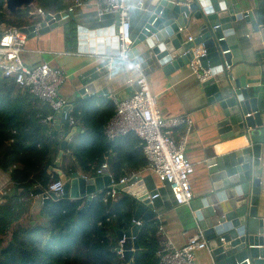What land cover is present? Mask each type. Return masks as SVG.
Wrapping results in <instances>:
<instances>
[{"label":"crops","instance_id":"obj_1","mask_svg":"<svg viewBox=\"0 0 264 264\" xmlns=\"http://www.w3.org/2000/svg\"><path fill=\"white\" fill-rule=\"evenodd\" d=\"M127 1L131 4L141 1L146 9L133 8L129 13L131 36L135 39L141 30H143L149 15L148 11L152 10V6L157 0ZM182 1L176 0V2ZM225 1L228 5V14L230 16L243 13L249 14L251 12L254 17L256 28L253 27L250 20L240 18L234 22L231 21L228 25H224L222 36L226 49L229 50L228 55L231 63L228 69L229 74L233 79H243L247 88L254 92L264 128V23H258L257 21V13H261V16L264 17V10H259L262 1ZM68 3L71 5L70 0H68ZM94 11L92 5L76 8L73 13L75 28L76 26L87 29L108 28L114 24L115 15L108 16L98 23L95 19ZM5 12L10 15L6 10ZM71 23H65L43 35H37L30 39L27 38L24 51L21 54L22 61L27 66L47 63L52 67L61 69L66 75V81L59 88L58 93L62 98L67 100L70 106L68 113L75 121L74 125L69 126V128L75 127L78 128V131H75L74 136L69 140L60 161H56L62 140L58 132L53 129L52 124L45 125L48 129V132L45 133V141L47 145L51 144L50 148L53 152L51 155L52 165L49 167L48 173L58 174L59 180L65 184L67 178L64 176L63 170L66 168L73 167L75 169L73 173L77 174L78 177L96 178L98 177L95 175L97 168L102 163H107L111 175L123 173L122 176L124 177L122 178L135 176L136 180L142 182L147 190L158 187L161 198L153 203L156 216L152 220L157 221L158 228L162 226L165 237L172 246L181 248L186 244L188 238L198 230L193 213L190 207L185 205L177 206L173 203L167 188L149 170L148 166L141 169L132 166L139 159L146 160L139 141L135 136L131 135L114 141L106 139L107 143L111 144V147L107 148L102 161L88 165L91 171L94 172V176L92 177L84 176L80 165L74 160L73 153L82 144L81 136L88 130L79 116L81 115L82 103L86 98L79 99L78 90L85 86L92 87V93L87 98L94 97L96 100V104L92 108V114L94 115L95 110L97 108L100 109L108 101H111L113 104V99H126L132 94V88L127 85L126 80L129 77H133L134 73L121 62L109 60L105 55L98 56L90 54L87 50H77L76 36L74 39H71L66 28V25ZM194 24H199V22L192 19L191 24L181 31L184 40H187L188 37L193 39L196 37L198 31ZM136 50L138 56L134 58V61L139 64L146 76L150 92L156 99V105L161 116L163 118L185 116L192 121L185 157L194 168L189 180L193 200H195L202 197L210 188L206 166L207 160L214 155L224 154L230 148L247 146L246 140L244 137L234 141L225 142L221 140L219 131L215 126L216 119L213 116L212 108L206 104V98L202 92L200 83L190 71L189 66L167 75L154 57L147 52V47L144 43L136 46ZM72 114H77L79 117L73 118ZM53 115L50 107L45 104V117H52ZM102 117L104 118V114L101 118H98L100 123L103 121ZM53 120H60V115H55ZM183 132L184 126L174 130V140L178 141ZM53 141L57 143V146L52 144ZM260 164L262 174L259 179L258 216L264 218V145L261 148ZM5 191H10L9 177L7 173L0 171V195ZM109 191L110 188L92 195L88 204L87 198L77 200H83L84 206L87 208L94 199L106 202ZM124 198L131 204L130 209L124 213L125 217L132 224L136 206V203H133L132 197L116 191V196L111 199L117 202L124 200ZM19 200L32 202L29 212L26 214L29 219L32 217L35 220L42 207H44L41 199L32 196L29 191H19L16 201ZM144 222L142 221L141 224ZM130 227L112 228L108 234L109 242L118 245L119 241L116 232L128 231ZM194 258L196 264H215L209 253L205 250L197 251Z\"/></svg>","mask_w":264,"mask_h":264},{"label":"water","instance_id":"obj_2","mask_svg":"<svg viewBox=\"0 0 264 264\" xmlns=\"http://www.w3.org/2000/svg\"><path fill=\"white\" fill-rule=\"evenodd\" d=\"M34 1L5 0L4 9L13 16L32 6ZM148 12L143 30L133 39L130 57L136 58V46L144 43L147 52L168 75L188 67L191 51L202 46L205 56L200 59L201 65L210 69L212 78L199 83L206 104L212 108L221 140L234 141L241 137L246 140L247 146L230 148L224 154L214 155L207 160L210 188L202 197L190 203L197 227L208 242L210 256L215 264H243L247 257L252 264H264V218L258 216L259 179L262 174L260 158L264 145L261 113L254 92L247 88L243 79H233L229 74L226 68H230L231 64L229 55H222L227 50L226 45L224 40L218 41L223 38L224 25L236 19H248L256 28L254 17L251 13L230 16L225 0H190L187 5L177 3L176 0H157ZM192 19L199 22L194 24L198 32L194 39L184 40L179 29L188 27ZM74 21L73 13L63 11L55 14L54 20L47 15L38 24L36 33H31L33 26L21 28V31L30 39ZM118 24L119 19L115 15L114 24L108 28L87 29L76 26L77 50H87L98 56L116 55ZM91 93L92 87L85 86L78 90L79 99L87 98ZM69 108L68 105L63 111ZM50 124L62 140L56 157V161H60L78 128H69L68 114L65 119L60 117V120H53ZM110 186L109 176L82 178L73 173L66 179L60 198L52 192L45 193L39 189L24 191L39 197L43 206L58 199L69 198H87L88 204L92 195ZM115 189L131 196L136 203L130 229L116 232L118 241L123 240L122 258L129 263L132 253L138 250L137 242L132 238H135L140 227L134 222L154 219L155 206L147 197V188L136 179L119 184Z\"/></svg>","mask_w":264,"mask_h":264},{"label":"trees","instance_id":"obj_3","mask_svg":"<svg viewBox=\"0 0 264 264\" xmlns=\"http://www.w3.org/2000/svg\"><path fill=\"white\" fill-rule=\"evenodd\" d=\"M261 1L259 10H264V0ZM4 5L5 0H0V26L21 29L38 22L31 6L10 16ZM33 6L46 13H61L70 4L68 0H35ZM257 21L264 23L261 13H257ZM66 28L74 39V23ZM95 104L94 97L82 103L79 116L88 130L73 153L74 160L88 177L94 176L88 165L101 162L107 148L111 147L103 135V127L113 115L114 106L108 101L93 115ZM103 114L100 123L98 118ZM43 118H46L45 104L0 73V171L7 173L10 182V191L0 195V264H126L116 253L118 245L110 243L108 236L114 227L131 226L124 213L131 207L126 198L117 202L110 197L106 202L94 199L87 208L83 200L58 199L42 207L33 225L26 216L32 202L16 201L19 191L31 188L46 191L60 178L58 174L48 173L53 152L51 144L45 141L48 129L40 122ZM52 144L57 146L54 141ZM132 166L141 169L147 167L148 162L139 159ZM74 171L73 167H68L63 173L69 178ZM122 175L115 173L112 178L118 182ZM157 230L156 220L142 224L135 236L138 250L132 253V264H158Z\"/></svg>","mask_w":264,"mask_h":264},{"label":"built area","instance_id":"obj_4","mask_svg":"<svg viewBox=\"0 0 264 264\" xmlns=\"http://www.w3.org/2000/svg\"><path fill=\"white\" fill-rule=\"evenodd\" d=\"M71 5L66 11L74 13L76 8H82L87 5L94 7L95 19L98 23L106 17L117 15L119 24L116 34V55H105L109 60L121 62L124 66L133 71L134 76L129 77L126 82L132 88V94L126 99H113L114 113L106 122L103 128L105 139L114 141L127 136H135L142 148L145 159L148 162L149 170L165 186L175 205H185L190 207L193 200V194L190 187V176L193 174V165L185 157L188 144V136L191 132L192 121L185 117L163 118L156 105V99L151 94L146 76L139 64L130 57L133 47V38L131 36V23L129 13L131 9L137 8L146 10L143 2L137 1L135 4L127 0H70ZM190 0L177 2L187 5ZM32 7V15L38 22L33 26L31 33L37 32V26L49 15L54 20V15L58 13H46L38 7ZM251 13V12H249ZM30 27V26H29ZM26 29L28 27H25ZM181 32L182 30L179 29ZM193 38L188 37L187 40ZM223 40L219 39L218 41ZM27 36L21 29L16 27L0 26V73L3 77L12 80L15 85L28 94L48 105L53 112L52 117H46L40 120L42 124H49L55 115L66 118L69 116V125L73 126L75 121L70 117L68 111L63 109L68 106L67 100L62 98L58 90L65 83V73L56 67L47 63H39L27 66L23 63L21 54ZM191 61L189 63L190 71L195 75L199 82H204L212 78L210 69H205L201 65V58L205 56V50L202 46H197L192 51ZM229 50L222 52V55L228 54ZM229 69L228 66H226ZM184 126V132L178 141L173 138L174 130ZM95 175L111 177L110 191L107 197L116 196L115 186L125 183L130 179H136L135 176L126 177L115 182L109 172L107 163H102ZM64 182L57 180L52 182L48 189L44 191L52 192L60 198L63 194ZM147 197L151 203L161 198L158 187L147 190ZM139 227L140 222H134ZM159 240V249L156 252L158 264H196L195 253L205 250L210 255V248L203 232L198 228L197 232L190 236L186 244L181 248H175L166 239L162 226L157 230ZM135 238H132V240ZM118 242L116 253L122 258L121 244ZM251 248V247H249ZM133 252V250H132ZM132 264L130 260L129 263ZM243 264H252L247 257Z\"/></svg>","mask_w":264,"mask_h":264},{"label":"rangeland","instance_id":"obj_5","mask_svg":"<svg viewBox=\"0 0 264 264\" xmlns=\"http://www.w3.org/2000/svg\"><path fill=\"white\" fill-rule=\"evenodd\" d=\"M33 220H34V219L31 217V218H30V221H29V223L32 224V225L34 224V221H33ZM25 223H26V222H25ZM45 240H48V238H46V239L44 238V241H45Z\"/></svg>","mask_w":264,"mask_h":264}]
</instances>
